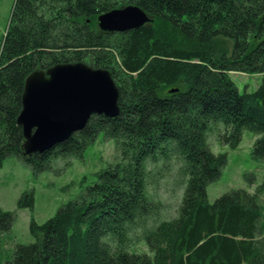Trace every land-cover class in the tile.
Returning <instances> with one entry per match:
<instances>
[{
	"label": "trees",
	"instance_id": "obj_1",
	"mask_svg": "<svg viewBox=\"0 0 264 264\" xmlns=\"http://www.w3.org/2000/svg\"><path fill=\"white\" fill-rule=\"evenodd\" d=\"M130 5L152 21L125 33L96 29L99 15ZM76 63L110 71L119 115H94L67 141L25 156L17 121L27 77ZM232 73L261 84L241 93ZM214 131L232 149L254 133L253 157L264 159L263 0H15L0 46V169L16 157L36 175L53 170L59 159L83 158L101 132L118 160L44 224L32 220L35 241L6 264H264L261 187L208 199L227 164L211 149ZM173 154L185 189L177 217L163 219L149 167ZM33 206L23 193L18 208ZM15 219L0 207L2 232ZM137 243L150 254L133 252Z\"/></svg>",
	"mask_w": 264,
	"mask_h": 264
},
{
	"label": "rangeland",
	"instance_id": "obj_2",
	"mask_svg": "<svg viewBox=\"0 0 264 264\" xmlns=\"http://www.w3.org/2000/svg\"><path fill=\"white\" fill-rule=\"evenodd\" d=\"M14 2L0 0V46L11 21ZM95 25L99 30L97 21ZM231 78L241 93L254 92L262 80L261 76L243 73H232ZM256 139L257 135L245 131L239 146L232 149L218 141L217 131L210 135L212 151L227 155V164L222 169L221 177L207 189L210 203L232 190L244 189L254 193L261 187L264 204V159L256 160L253 157ZM117 160L115 142L107 140L103 132L86 149L83 158L59 159L53 163V170L37 175L16 157L8 158L0 169V207L4 211L13 212L16 219L9 231L0 230V264H6L13 258L18 245L35 241L30 233L32 220L41 225L54 217L63 205L78 198L86 187L92 185L101 170ZM182 165L181 159L173 154L170 160H160L149 167V190L155 200L162 204L163 219H172L178 215L185 189ZM252 180L254 184L250 183ZM25 192L33 193L32 209L18 208V201ZM134 247L137 251L133 252L150 254L145 243H137Z\"/></svg>",
	"mask_w": 264,
	"mask_h": 264
},
{
	"label": "water",
	"instance_id": "obj_3",
	"mask_svg": "<svg viewBox=\"0 0 264 264\" xmlns=\"http://www.w3.org/2000/svg\"><path fill=\"white\" fill-rule=\"evenodd\" d=\"M151 21L133 5L98 17L99 28L107 33L137 30ZM119 113V91L109 70L85 63L37 70L25 81L17 121L23 128L24 155L42 154L67 141L94 115L114 118Z\"/></svg>",
	"mask_w": 264,
	"mask_h": 264
},
{
	"label": "flooded vegetation",
	"instance_id": "obj_4",
	"mask_svg": "<svg viewBox=\"0 0 264 264\" xmlns=\"http://www.w3.org/2000/svg\"><path fill=\"white\" fill-rule=\"evenodd\" d=\"M100 16V15H99ZM98 16V17H99ZM97 24H98V18H97ZM98 28H99V25H98ZM99 31L103 32L100 28H99ZM107 33V32H106Z\"/></svg>",
	"mask_w": 264,
	"mask_h": 264
}]
</instances>
